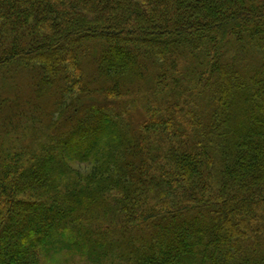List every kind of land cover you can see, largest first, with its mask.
Returning <instances> with one entry per match:
<instances>
[{"label":"trees","instance_id":"16d2710c","mask_svg":"<svg viewBox=\"0 0 264 264\" xmlns=\"http://www.w3.org/2000/svg\"><path fill=\"white\" fill-rule=\"evenodd\" d=\"M0 264H264V0H0Z\"/></svg>","mask_w":264,"mask_h":264},{"label":"rangeland","instance_id":"374dc122","mask_svg":"<svg viewBox=\"0 0 264 264\" xmlns=\"http://www.w3.org/2000/svg\"><path fill=\"white\" fill-rule=\"evenodd\" d=\"M73 165L75 166V168H80L83 172H86L88 170L87 167L83 165H77L76 163H73Z\"/></svg>","mask_w":264,"mask_h":264}]
</instances>
